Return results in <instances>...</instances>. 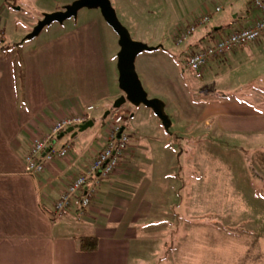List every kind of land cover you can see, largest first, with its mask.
Segmentation results:
<instances>
[{
    "label": "crops",
    "instance_id": "1",
    "mask_svg": "<svg viewBox=\"0 0 264 264\" xmlns=\"http://www.w3.org/2000/svg\"><path fill=\"white\" fill-rule=\"evenodd\" d=\"M73 1L59 0L42 11H60ZM110 1L125 27L141 36L143 28L165 27L170 33L183 22L191 24L209 15V23L199 27L186 44L177 48L171 42L181 56L207 47L221 37L214 36L221 29L230 32L245 28L264 16L251 0H192L195 7L190 11L184 9L181 0H159V5L150 0ZM56 26L49 37L35 45L18 47L13 53L0 52V264H134L131 249L138 236L135 227L142 223V228H148L151 212L145 196L135 191L136 185L144 186V182L139 184L142 176L131 157L133 150L127 152L114 174L94 188L86 210H79V194L58 220L52 218L54 203L102 148L104 135L88 151L80 144L76 147L78 134L67 133L62 141L71 146L67 159L54 158L35 178L24 173L32 137L48 133L50 125L61 116L83 114L88 106L94 107L93 126L99 119L104 125L108 117L104 118L105 113L121 96L116 68L118 37L99 10L82 9L75 19ZM161 36L139 38L160 47L136 58V71L149 90H163V86L155 88V74L153 80L150 78V63L168 62L174 69V57L164 49L167 41ZM255 53L263 57L264 35L208 61L201 73L218 68V64L246 61ZM98 107L102 118L96 113ZM237 108L243 122L264 129L263 115ZM198 121L209 124L206 118L203 122L195 118V124ZM91 186L88 183L87 189ZM79 212H83L81 219L77 218ZM84 237L97 240L95 252L78 249V239ZM136 262L142 263L140 258Z\"/></svg>",
    "mask_w": 264,
    "mask_h": 264
},
{
    "label": "rangeland",
    "instance_id": "2",
    "mask_svg": "<svg viewBox=\"0 0 264 264\" xmlns=\"http://www.w3.org/2000/svg\"><path fill=\"white\" fill-rule=\"evenodd\" d=\"M152 1L159 5V0ZM181 1L187 11L195 7L192 0ZM58 2L0 0V52L13 53L49 37L56 23L24 40L45 15L43 8ZM115 12L134 41L162 35L167 41L164 49L175 60L174 69L168 62L150 63V78L155 74V88L163 86L161 91L146 89L136 71L148 98L164 104L172 124L169 131L144 106L126 103L120 110L127 114L128 151L133 150L131 157L142 176L139 184L144 182L135 191L145 196L151 212L148 228L142 223L135 227L134 264L138 258L139 264H264V174L252 164L255 154L264 152V129L243 122L237 108L264 116V54L192 73L185 67L187 56L178 55L171 44L176 31L188 24L183 22L170 33L165 27L143 28L141 36L125 27ZM227 32L221 29L214 36ZM149 53L153 52L144 55ZM99 107L96 113L102 118ZM195 118L202 122L206 118L209 124H195ZM102 120L78 133L76 147L80 144L90 151L102 139Z\"/></svg>",
    "mask_w": 264,
    "mask_h": 264
},
{
    "label": "built area",
    "instance_id": "3",
    "mask_svg": "<svg viewBox=\"0 0 264 264\" xmlns=\"http://www.w3.org/2000/svg\"><path fill=\"white\" fill-rule=\"evenodd\" d=\"M251 3L256 10L264 13V0H251ZM216 12H219L218 8ZM209 21V15H202L194 23L177 30L171 40L176 47H181L188 42L199 27H204ZM262 35H264V16L248 27L230 31L220 38L213 39L203 49L189 52L185 60V67L192 73L200 74L208 61L221 58L239 47L256 42ZM121 109L111 112L109 118L107 117L104 124L105 133L102 148L87 164L83 173L68 184L66 190L54 203L52 214L54 220L62 217L72 200L79 194V210H86L90 206L94 188L99 185L101 180L114 174L120 167L122 159L127 156L130 139L125 133L127 114L120 112ZM93 111L94 107L88 106L81 115L61 116L50 125L48 133L32 137L24 166L25 175L35 178L43 173L46 163L51 162L54 158L67 159L71 146L67 142H62V139L69 128H76L91 121ZM88 183H92L89 190L87 189ZM82 214L83 212H79L77 218L81 219Z\"/></svg>",
    "mask_w": 264,
    "mask_h": 264
},
{
    "label": "water",
    "instance_id": "4",
    "mask_svg": "<svg viewBox=\"0 0 264 264\" xmlns=\"http://www.w3.org/2000/svg\"><path fill=\"white\" fill-rule=\"evenodd\" d=\"M99 10L103 20L118 37L119 51L117 53V73L118 89L121 96L112 104L111 109L105 113L104 118L110 115L111 111L119 110L128 103L133 107L144 106L151 110L159 119L165 131H169L171 121L165 114L164 104L157 99H149L135 69L136 58L148 52H154L160 47H149L146 44L131 39L128 31L120 24L116 12L109 0H75L71 4L64 6L60 11L43 15L42 19L35 25L24 40H32L52 24H62L63 22L75 19L77 13L82 10ZM93 126L92 121L86 122L76 128H69L67 133L73 136L86 131Z\"/></svg>",
    "mask_w": 264,
    "mask_h": 264
},
{
    "label": "trees",
    "instance_id": "5",
    "mask_svg": "<svg viewBox=\"0 0 264 264\" xmlns=\"http://www.w3.org/2000/svg\"><path fill=\"white\" fill-rule=\"evenodd\" d=\"M227 28V27H226ZM111 107L109 108V110ZM113 112V110L111 111ZM176 140H180L179 137H175ZM253 166H255L262 174H264V152H257L254 160H252ZM78 249L82 252H95L97 249V240L95 238L84 237L78 239Z\"/></svg>",
    "mask_w": 264,
    "mask_h": 264
}]
</instances>
